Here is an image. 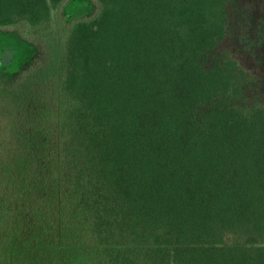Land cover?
<instances>
[{
	"label": "trees",
	"instance_id": "trees-1",
	"mask_svg": "<svg viewBox=\"0 0 264 264\" xmlns=\"http://www.w3.org/2000/svg\"><path fill=\"white\" fill-rule=\"evenodd\" d=\"M69 1L0 0V31L53 51L0 83L23 121L42 105L0 161L3 263L59 243L72 264H264V0H93L58 72Z\"/></svg>",
	"mask_w": 264,
	"mask_h": 264
},
{
	"label": "rangeland",
	"instance_id": "rangeland-1",
	"mask_svg": "<svg viewBox=\"0 0 264 264\" xmlns=\"http://www.w3.org/2000/svg\"><path fill=\"white\" fill-rule=\"evenodd\" d=\"M97 12V6L93 0H70L61 7L55 14L53 30L55 32V53L58 59V72L62 58L65 56L68 45V32L73 23L78 19H85L94 16ZM71 16V17H68ZM46 40H38L25 44L24 40L14 30L0 31V65L7 66L8 70H0V83L2 86H13L18 83L22 74L32 71L34 68H40L49 62L52 49ZM1 69V68H0ZM65 77L63 72L59 73L54 80H51L46 90L57 93ZM56 98L54 97L55 106ZM32 109V111L29 109ZM42 108L41 104L31 98L29 105L24 108L26 120L20 117V109L14 101L0 102V161L8 159L9 155L15 150L16 141L26 138L27 132L32 129L28 125V118L37 117ZM35 124V121L30 122ZM37 127V125H36ZM35 220L30 214H27L21 229V238L26 239L33 233H37L34 227ZM4 233V229L2 231ZM4 239L0 241V264H4ZM25 249V248H21ZM70 248L63 247L59 243L54 245H44L40 247H29L27 251L19 254L17 264H72L71 257L65 250ZM93 264H102L101 259H92Z\"/></svg>",
	"mask_w": 264,
	"mask_h": 264
}]
</instances>
